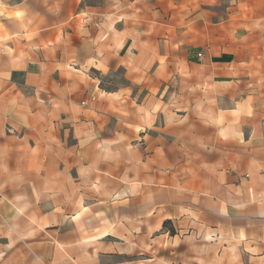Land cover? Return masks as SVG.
I'll return each mask as SVG.
<instances>
[{
	"label": "crops",
	"instance_id": "obj_1",
	"mask_svg": "<svg viewBox=\"0 0 264 264\" xmlns=\"http://www.w3.org/2000/svg\"><path fill=\"white\" fill-rule=\"evenodd\" d=\"M171 220L264 264V0H0V264H155Z\"/></svg>",
	"mask_w": 264,
	"mask_h": 264
},
{
	"label": "rangeland",
	"instance_id": "obj_2",
	"mask_svg": "<svg viewBox=\"0 0 264 264\" xmlns=\"http://www.w3.org/2000/svg\"><path fill=\"white\" fill-rule=\"evenodd\" d=\"M172 196H169L168 194H158V197H156V199H158V201L160 199H164V200H168L171 199ZM175 200V197H172ZM176 199H179L178 197H176ZM124 200H127L126 198ZM187 200H189L188 198H184L183 202L186 203ZM204 206H206L205 208H209L210 204H208V202H204L203 203ZM164 212V211H163ZM166 214H169L167 212H165ZM180 213L183 214H188V216H186L185 218L189 219L190 221H187L186 223H211L210 220L208 218H206V216H204L203 214L201 215L200 218L195 217L194 215H192V213L186 211H182ZM111 215H114V213H110ZM135 213H131V212H123V213H119L118 215V221H123V222H127L130 223V217L132 218L131 215H134ZM100 215H108L109 217V213H102L101 211H89V208L86 209L85 211H83L82 213H75V215L73 216L74 220H80L82 221V223H90L91 221H98V217ZM119 216H121L122 218H119ZM220 219H219V223H228V222H234V223H242L241 219H238L236 217H232L230 214L224 212L222 214L219 215ZM234 220V221H233ZM239 220V221H238ZM176 220H171V221H166L163 222L164 224L162 225V229L160 230V232H158L156 234L157 238H156V242H154L153 244H150L149 246L145 245L144 243H140V249L138 250L139 252H148L151 254H154V263L155 264H169V262L173 263V264H178L179 263V254L177 250L178 248H180L181 250L183 249V247H179L178 245V240L175 239V241H171L170 237H173L174 235H176L177 233V229L174 227L173 223ZM81 223V222H79ZM157 223V221H156ZM188 230L187 228L184 229V231ZM209 240V239H208ZM208 240L206 237H204V242L207 244ZM204 243V246L206 247ZM208 245V244H207ZM165 253V254H164ZM145 255H138V256H127V259H123V262H127L128 264H135V263H145ZM166 258V259H164ZM144 259V260H143Z\"/></svg>",
	"mask_w": 264,
	"mask_h": 264
},
{
	"label": "built area",
	"instance_id": "obj_3",
	"mask_svg": "<svg viewBox=\"0 0 264 264\" xmlns=\"http://www.w3.org/2000/svg\"><path fill=\"white\" fill-rule=\"evenodd\" d=\"M199 56H201L200 54H199ZM83 105H84V103H82Z\"/></svg>",
	"mask_w": 264,
	"mask_h": 264
}]
</instances>
